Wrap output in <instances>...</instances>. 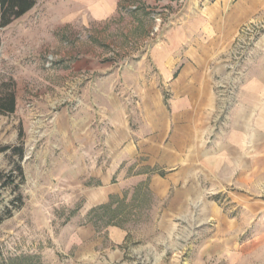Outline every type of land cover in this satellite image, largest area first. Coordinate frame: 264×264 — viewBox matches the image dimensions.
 Instances as JSON below:
<instances>
[{
	"label": "rangeland",
	"instance_id": "obj_1",
	"mask_svg": "<svg viewBox=\"0 0 264 264\" xmlns=\"http://www.w3.org/2000/svg\"><path fill=\"white\" fill-rule=\"evenodd\" d=\"M62 1L36 0L29 13L0 30V97H16L15 112L0 113V148L24 151V181L17 174L14 182L0 180V264H264L263 184L248 190L208 183L205 202L192 201L189 214L166 216L165 228L135 200L112 198L85 213V201L70 197L60 177L70 135L57 129L69 130L75 116L85 117L86 85L108 72L96 65L113 66L121 76L142 64L148 77L159 79L152 65L164 57L161 49L183 45L208 49L196 61L214 74L210 143L228 134L244 109L241 94L254 65L264 57V17L242 25L232 39H213L197 37L192 23L207 2L121 0L112 20L85 30L56 22ZM180 32L188 36L181 45ZM260 152L255 146L256 157ZM18 162L16 151L0 153L5 174ZM114 228L124 239L112 234Z\"/></svg>",
	"mask_w": 264,
	"mask_h": 264
},
{
	"label": "crops",
	"instance_id": "obj_2",
	"mask_svg": "<svg viewBox=\"0 0 264 264\" xmlns=\"http://www.w3.org/2000/svg\"><path fill=\"white\" fill-rule=\"evenodd\" d=\"M120 2L63 0L56 22L89 30L112 20ZM201 2L208 5L192 20L197 37L232 39L242 25L264 17V0H190V5ZM187 38L180 32L176 41L181 45ZM161 51L164 57L152 65L159 79L148 77L142 64L133 66V74L124 69L121 76L109 64H95L108 72L86 85L88 94L81 100L85 117L75 116L69 130L57 128L70 135L60 177L70 197L85 201V213L112 198L135 200L140 212L156 215L158 228H165L166 216L189 214L192 201L205 202L208 183H237L248 190L255 183L264 185V177L256 179L264 173V57L242 91L244 109L235 114L229 133L217 134L210 143L214 74L206 63L196 61L208 49L181 45ZM255 146L261 150L258 157ZM92 157L97 161L90 162ZM111 231L124 239L121 230Z\"/></svg>",
	"mask_w": 264,
	"mask_h": 264
},
{
	"label": "trees",
	"instance_id": "obj_3",
	"mask_svg": "<svg viewBox=\"0 0 264 264\" xmlns=\"http://www.w3.org/2000/svg\"><path fill=\"white\" fill-rule=\"evenodd\" d=\"M35 6L36 0H0V30L10 26L15 20L26 15ZM15 109L16 97L14 94H5L0 97V113H14ZM11 150L17 152L19 162L16 163L15 169L9 174H5L0 170V180H4V183L14 182L15 174L19 175L22 180L24 179V172L20 165V161L24 158V151L22 148L3 147L0 148V153H6Z\"/></svg>",
	"mask_w": 264,
	"mask_h": 264
}]
</instances>
